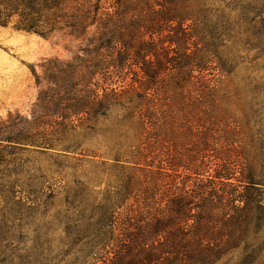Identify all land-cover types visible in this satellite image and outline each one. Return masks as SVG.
Listing matches in <instances>:
<instances>
[{"label":"trees","instance_id":"obj_1","mask_svg":"<svg viewBox=\"0 0 264 264\" xmlns=\"http://www.w3.org/2000/svg\"><path fill=\"white\" fill-rule=\"evenodd\" d=\"M10 25L67 57L33 68L37 100L0 118V152L95 178L54 263H256L264 105L243 95H264V0H0Z\"/></svg>","mask_w":264,"mask_h":264},{"label":"rangeland","instance_id":"obj_2","mask_svg":"<svg viewBox=\"0 0 264 264\" xmlns=\"http://www.w3.org/2000/svg\"><path fill=\"white\" fill-rule=\"evenodd\" d=\"M54 56L67 57L55 41L18 31L13 25L0 27L1 119L7 120L9 113H30L38 97L33 68L41 73L43 61ZM243 97L247 100L256 97L264 105L263 94L249 93ZM82 166L84 162L57 156L41 158L33 153L10 156L0 152V237L11 240L4 245L5 255H10L7 264H34L35 261L36 264H57L50 254L64 255L69 251L68 208L73 193H82L79 184L86 180L85 173L95 182L90 168L82 173L79 170ZM260 237L264 243V233ZM251 252L243 255L241 264L249 262ZM255 264H264V249Z\"/></svg>","mask_w":264,"mask_h":264}]
</instances>
